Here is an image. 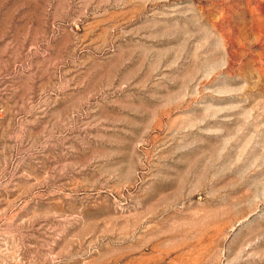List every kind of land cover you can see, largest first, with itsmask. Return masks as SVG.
<instances>
[{"label":"rangeland","instance_id":"rangeland-1","mask_svg":"<svg viewBox=\"0 0 264 264\" xmlns=\"http://www.w3.org/2000/svg\"><path fill=\"white\" fill-rule=\"evenodd\" d=\"M0 264H264V0H0Z\"/></svg>","mask_w":264,"mask_h":264}]
</instances>
